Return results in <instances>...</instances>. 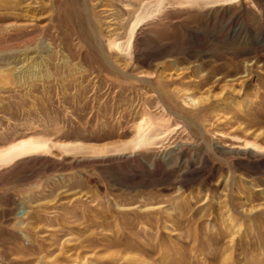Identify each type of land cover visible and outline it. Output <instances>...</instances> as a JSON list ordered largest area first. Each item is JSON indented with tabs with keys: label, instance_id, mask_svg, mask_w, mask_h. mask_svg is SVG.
<instances>
[{
	"label": "rangeland",
	"instance_id": "374dc122",
	"mask_svg": "<svg viewBox=\"0 0 264 264\" xmlns=\"http://www.w3.org/2000/svg\"><path fill=\"white\" fill-rule=\"evenodd\" d=\"M22 141L0 264H264V0H0Z\"/></svg>",
	"mask_w": 264,
	"mask_h": 264
},
{
	"label": "bare ground",
	"instance_id": "6f19581e",
	"mask_svg": "<svg viewBox=\"0 0 264 264\" xmlns=\"http://www.w3.org/2000/svg\"><path fill=\"white\" fill-rule=\"evenodd\" d=\"M195 2V1H194ZM156 3V2H155ZM186 4H189V1L188 3ZM5 5V4H4ZM192 5V4H191ZM185 6V5H184ZM159 8V7H158ZM157 8V9H158ZM147 10V9H146ZM152 11V10H151ZM145 17H146V14L144 15H141L140 17L138 18H135L131 24V26L129 27L130 30H129V33L127 35V44H126V48L128 47V45L130 44V39H131V36L133 34V31L135 30V27L139 26V23H141L143 21V19L145 20ZM11 28V27H10ZM22 29H19V31H21ZM112 45H110L111 47ZM116 46V45H115ZM119 46V44H118ZM117 46V47H118ZM125 48V49H126ZM192 102H195L194 100H190ZM197 104H200L202 102L201 99H198L196 100ZM152 123L149 121V119L147 120H143L138 126H137V130H136V135L138 137H140L141 135L140 134H143L144 130L146 129V127L149 126V124ZM147 131V129H146ZM145 131V132H146ZM150 132V131H149ZM148 133V131H147ZM143 136V135H142ZM141 136V137H142ZM145 137V136H144ZM147 137V136H146ZM139 143V142H138ZM137 143V144H138ZM149 146V145H148ZM46 149V146L41 143V144H35V143H32V142H28V141H22L18 144H15V145H12L8 148H6L5 150L1 151L0 152V163H6V162H9L10 160L20 156V155H23V154H26V153H29V152H33V151H43Z\"/></svg>",
	"mask_w": 264,
	"mask_h": 264
}]
</instances>
